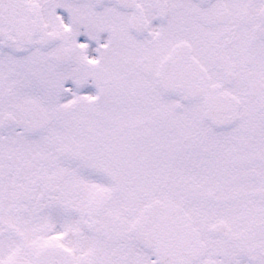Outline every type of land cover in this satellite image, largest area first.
<instances>
[{"label": "snow or ice", "instance_id": "1", "mask_svg": "<svg viewBox=\"0 0 264 264\" xmlns=\"http://www.w3.org/2000/svg\"><path fill=\"white\" fill-rule=\"evenodd\" d=\"M0 264H264V0H0Z\"/></svg>", "mask_w": 264, "mask_h": 264}]
</instances>
